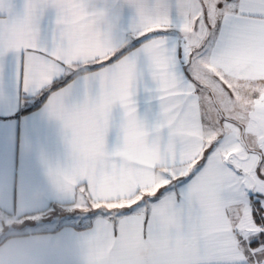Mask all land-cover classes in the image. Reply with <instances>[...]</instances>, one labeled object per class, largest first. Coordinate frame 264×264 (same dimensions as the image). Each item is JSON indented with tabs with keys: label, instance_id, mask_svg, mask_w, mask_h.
<instances>
[{
	"label": "snow or ice",
	"instance_id": "snow-or-ice-1",
	"mask_svg": "<svg viewBox=\"0 0 264 264\" xmlns=\"http://www.w3.org/2000/svg\"><path fill=\"white\" fill-rule=\"evenodd\" d=\"M49 6L56 29L45 45L38 22ZM133 6V46L140 48L130 55L129 47L96 34L81 0H25L16 16L0 0V13H7L0 17V57L16 53V79L25 90H47L51 114L83 146L60 180L98 218L85 247L94 264H135L134 250L145 241L154 245L146 264H264V0H134ZM69 42L79 47L81 62L65 57ZM140 54L160 100L151 128L138 120L131 99ZM80 72L91 73L86 79L98 83L99 93L67 107L62 77ZM4 76L0 65V81ZM109 92L126 103L154 156L145 157L127 135L108 150L112 113L96 100ZM169 212L179 213L176 232L188 237L186 246L171 243L160 220Z\"/></svg>",
	"mask_w": 264,
	"mask_h": 264
},
{
	"label": "crops",
	"instance_id": "crops-1",
	"mask_svg": "<svg viewBox=\"0 0 264 264\" xmlns=\"http://www.w3.org/2000/svg\"><path fill=\"white\" fill-rule=\"evenodd\" d=\"M7 4L11 6L13 16L23 15L25 0H7ZM111 4L121 16L118 34L127 38V47L133 46L132 26L137 20L135 7L126 0H111ZM5 15L7 13H0V17ZM55 21L56 10L50 6L39 14V40L42 44L51 42ZM139 48L140 45H134L129 54L136 53ZM16 64L14 52L0 57V65L5 70L0 81V243H13L16 237H27L39 264H72L51 251L47 241L59 236L78 250L83 249L98 218L70 210L79 204V193L75 187L69 191L60 176L74 165L70 144L72 133L51 114V94L47 90H25L23 82L16 79ZM90 75L88 72L68 73L62 77L69 78L60 89L67 92V107L78 106L85 99L98 95V83L86 79ZM156 88L147 58L140 54L131 99L138 120L148 128L154 126L161 115ZM119 123L120 109L117 107L113 110L106 135L109 151L122 145ZM62 217H66L65 221H56ZM83 217L88 221H82Z\"/></svg>",
	"mask_w": 264,
	"mask_h": 264
},
{
	"label": "clouds",
	"instance_id": "clouds-1",
	"mask_svg": "<svg viewBox=\"0 0 264 264\" xmlns=\"http://www.w3.org/2000/svg\"><path fill=\"white\" fill-rule=\"evenodd\" d=\"M133 5L134 0H126ZM83 8L89 13V20L96 34L117 48L128 46V40L119 35L121 16L113 8L111 0H81ZM14 29L6 30V36L11 38ZM64 55L72 62H81L82 56L79 47L69 42L65 49ZM97 107L103 111L113 113L117 107L120 109L119 130L123 135H127L129 143L139 150L145 157L154 156V150L150 147L148 136L140 134L132 125V116L128 112L126 103L115 92L103 93L97 97ZM71 153L75 162H78L82 155L83 146L79 141L71 139ZM158 163V158L156 159ZM209 182L215 181V176L209 174ZM39 195V194H37ZM208 211L210 214L216 211L214 198H209ZM161 223L165 224L172 232L170 236L171 243L175 246H186L188 237L176 232V224L179 220L178 212H169L160 218ZM27 237H16L13 243H0V264H39V259L35 254L33 246L27 242ZM51 251L60 255L62 259L72 261V264H94L90 250L87 247L77 249L73 244L62 237L56 236L47 241ZM154 252L152 242L145 241L137 246L133 253L135 264H146Z\"/></svg>",
	"mask_w": 264,
	"mask_h": 264
},
{
	"label": "rangeland",
	"instance_id": "rangeland-1",
	"mask_svg": "<svg viewBox=\"0 0 264 264\" xmlns=\"http://www.w3.org/2000/svg\"><path fill=\"white\" fill-rule=\"evenodd\" d=\"M70 210L73 212V211H78V213H80L81 215L83 214V216L86 214V215H88L89 213L87 212V211H85L84 209H82L81 207H79L78 206V204H76L75 206H72L71 208H70ZM77 213V214H78ZM72 216H74V214H71ZM76 216V215H75ZM70 218H71V216H70ZM73 218V217H72ZM63 219V220H62ZM62 219H57L56 221H58V222H63V221H65V219H66V217H62ZM68 219V218H67ZM83 220L82 221H88L87 219L88 218H85V217H83L82 218ZM2 235H4V234H2Z\"/></svg>",
	"mask_w": 264,
	"mask_h": 264
},
{
	"label": "trees",
	"instance_id": "trees-1",
	"mask_svg": "<svg viewBox=\"0 0 264 264\" xmlns=\"http://www.w3.org/2000/svg\"><path fill=\"white\" fill-rule=\"evenodd\" d=\"M133 46H129V49H131ZM80 73H83V72H80ZM69 80V78L67 79H64L65 82H67ZM47 95V93L45 94V96Z\"/></svg>",
	"mask_w": 264,
	"mask_h": 264
}]
</instances>
